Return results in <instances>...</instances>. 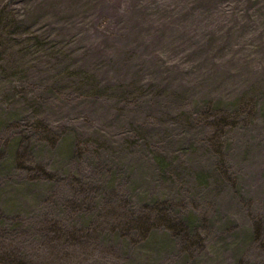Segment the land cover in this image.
Masks as SVG:
<instances>
[{"label":"rangeland","instance_id":"rangeland-1","mask_svg":"<svg viewBox=\"0 0 264 264\" xmlns=\"http://www.w3.org/2000/svg\"><path fill=\"white\" fill-rule=\"evenodd\" d=\"M0 264H264V0H0Z\"/></svg>","mask_w":264,"mask_h":264}]
</instances>
